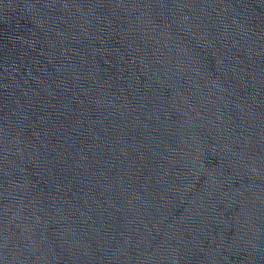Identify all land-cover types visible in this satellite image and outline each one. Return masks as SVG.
Segmentation results:
<instances>
[{
  "label": "water",
  "instance_id": "obj_1",
  "mask_svg": "<svg viewBox=\"0 0 264 264\" xmlns=\"http://www.w3.org/2000/svg\"><path fill=\"white\" fill-rule=\"evenodd\" d=\"M0 264H264V0H0Z\"/></svg>",
  "mask_w": 264,
  "mask_h": 264
}]
</instances>
